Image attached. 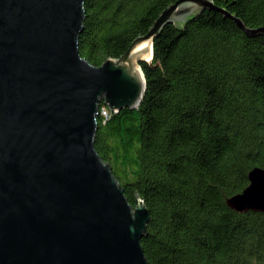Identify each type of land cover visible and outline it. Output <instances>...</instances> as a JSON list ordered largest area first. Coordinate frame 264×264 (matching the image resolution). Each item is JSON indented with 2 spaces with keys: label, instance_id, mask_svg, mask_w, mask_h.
Wrapping results in <instances>:
<instances>
[{
  "label": "trees",
  "instance_id": "1",
  "mask_svg": "<svg viewBox=\"0 0 264 264\" xmlns=\"http://www.w3.org/2000/svg\"><path fill=\"white\" fill-rule=\"evenodd\" d=\"M175 1L86 0L82 56L119 57ZM214 2L264 25V0ZM231 15L206 8L166 24L141 62V103L98 118L97 151L128 200L141 196L150 210L149 264H264V212L227 203L264 167V34L248 35Z\"/></svg>",
  "mask_w": 264,
  "mask_h": 264
},
{
  "label": "water",
  "instance_id": "2",
  "mask_svg": "<svg viewBox=\"0 0 264 264\" xmlns=\"http://www.w3.org/2000/svg\"><path fill=\"white\" fill-rule=\"evenodd\" d=\"M85 2L0 0V264H149L141 239L151 213L143 197L128 200L96 149L100 107H138L141 62L166 24L206 8L231 15L214 0H176L123 54L95 65L80 52ZM248 177L227 203L264 212V167Z\"/></svg>",
  "mask_w": 264,
  "mask_h": 264
},
{
  "label": "built area",
  "instance_id": "3",
  "mask_svg": "<svg viewBox=\"0 0 264 264\" xmlns=\"http://www.w3.org/2000/svg\"><path fill=\"white\" fill-rule=\"evenodd\" d=\"M100 115L104 117H108L110 115V109L106 106L103 105L100 107Z\"/></svg>",
  "mask_w": 264,
  "mask_h": 264
},
{
  "label": "bare ground",
  "instance_id": "4",
  "mask_svg": "<svg viewBox=\"0 0 264 264\" xmlns=\"http://www.w3.org/2000/svg\"><path fill=\"white\" fill-rule=\"evenodd\" d=\"M147 47H148V53H147L146 57L148 58L151 54V43L150 42H148Z\"/></svg>",
  "mask_w": 264,
  "mask_h": 264
}]
</instances>
